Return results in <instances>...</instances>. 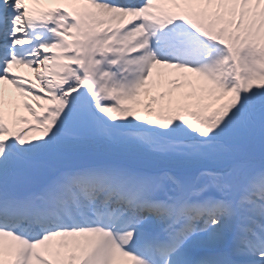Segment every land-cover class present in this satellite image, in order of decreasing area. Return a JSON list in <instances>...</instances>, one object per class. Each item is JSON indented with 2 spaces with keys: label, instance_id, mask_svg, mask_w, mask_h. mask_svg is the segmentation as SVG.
Returning a JSON list of instances; mask_svg holds the SVG:
<instances>
[{
  "label": "snow or ice",
  "instance_id": "obj_1",
  "mask_svg": "<svg viewBox=\"0 0 264 264\" xmlns=\"http://www.w3.org/2000/svg\"><path fill=\"white\" fill-rule=\"evenodd\" d=\"M0 264H264V0H0Z\"/></svg>",
  "mask_w": 264,
  "mask_h": 264
},
{
  "label": "rangeland",
  "instance_id": "obj_2",
  "mask_svg": "<svg viewBox=\"0 0 264 264\" xmlns=\"http://www.w3.org/2000/svg\"><path fill=\"white\" fill-rule=\"evenodd\" d=\"M25 68H20V69H17V71L20 73L22 70H24ZM166 72H168V71H166ZM173 72V70L171 71V72H169V73H172ZM173 74H174V72H173ZM165 85H167V87L165 86ZM171 89V85L170 84H168V83H166V82H164V83H162L161 85H160V87L158 88V89H155L153 92H152V94L154 95V96H156L157 97V100H158V94L160 93V92H167V91H169ZM142 99L144 100V97H142ZM159 102V101H158Z\"/></svg>",
  "mask_w": 264,
  "mask_h": 264
},
{
  "label": "bare ground",
  "instance_id": "obj_3",
  "mask_svg": "<svg viewBox=\"0 0 264 264\" xmlns=\"http://www.w3.org/2000/svg\"><path fill=\"white\" fill-rule=\"evenodd\" d=\"M162 71H164V72H166V71L171 72L172 70L171 69H162ZM173 72H174V70H173ZM20 73L22 75H25V76L29 77V78H31V76H32V74L30 73V71L28 69H24ZM165 86L167 87V85H165ZM7 87H9V89H10V86H7ZM151 95L154 96L153 94H151ZM149 99H150V97H144V101L145 102H147ZM21 114H25V113L21 112Z\"/></svg>",
  "mask_w": 264,
  "mask_h": 264
}]
</instances>
